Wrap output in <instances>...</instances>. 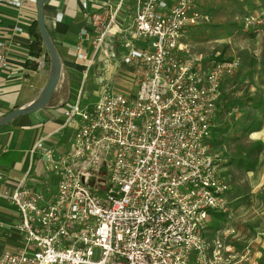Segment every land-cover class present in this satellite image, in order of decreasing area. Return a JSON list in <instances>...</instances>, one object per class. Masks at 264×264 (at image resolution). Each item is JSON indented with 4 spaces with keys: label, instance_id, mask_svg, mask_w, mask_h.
Listing matches in <instances>:
<instances>
[{
    "label": "built area",
    "instance_id": "built-area-1",
    "mask_svg": "<svg viewBox=\"0 0 264 264\" xmlns=\"http://www.w3.org/2000/svg\"><path fill=\"white\" fill-rule=\"evenodd\" d=\"M37 0H0L22 9ZM129 21H119L126 2ZM215 0H103L81 9L90 30L75 58L84 63L76 99L63 108L55 130L70 129L65 148L39 138L29 167L0 199L16 210L9 228L21 245L0 253V264H236L247 260L227 249L225 232L208 238L209 211L227 213L229 186L219 174L211 134L221 86L241 66L238 55L220 61L191 53L184 41L210 21ZM242 31L264 27V7L241 17ZM21 33L20 26L13 27ZM9 45L0 40V65ZM127 66V88L96 81L97 99L81 107V94L96 64ZM88 81V82H89ZM117 82V87L113 84ZM120 88V89H119ZM237 112V108H232ZM54 179V190L34 189L26 177L35 154ZM3 224L0 222V226Z\"/></svg>",
    "mask_w": 264,
    "mask_h": 264
},
{
    "label": "crops",
    "instance_id": "crops-1",
    "mask_svg": "<svg viewBox=\"0 0 264 264\" xmlns=\"http://www.w3.org/2000/svg\"><path fill=\"white\" fill-rule=\"evenodd\" d=\"M87 1L89 13L97 11L103 4V0ZM249 1L250 4H243L246 13H256L264 7V0L261 4H255L254 0ZM249 7L252 9L249 10ZM131 9L132 3L127 1L119 14V21L125 19L124 22H128ZM42 12L48 35L60 59V76L48 105L28 115L19 116L0 127V171L6 180L2 186L8 188H12L28 171L29 162L27 167H24L25 154L28 153L29 157L30 148L39 138L55 132L61 126L64 120L63 108L74 101L79 91L84 63L75 58L76 46L81 43L86 56H90L89 42H82L80 38L82 29L90 30L89 18L81 9V0L74 7H70L64 0H45ZM35 23L36 9L31 4L20 10L0 5V40L9 45L8 66L3 68L0 65V117L14 109L32 104L48 82L51 64L42 40H36L35 34L39 35V32L37 23L36 27L34 26ZM15 26H20L23 31L14 32ZM242 32L248 33V36L240 47L241 66L233 77L222 84L230 85L227 88L221 86V99L227 103L229 97H235L238 105L232 107L237 108V112L233 113L230 108L231 113L226 116L227 122L231 121L230 125L221 122L225 127L221 130L222 139L230 143L236 134L238 141L241 140L244 144L258 141L262 144V149L254 169L245 172L232 170L229 172L228 184L227 178L221 176L220 168L221 162L223 163L229 155L216 156L211 143L212 153L219 161V174L229 186L228 206L231 204V209L228 208L229 211L223 217L216 219L215 227L214 223L207 224L211 229L206 235L211 238L215 230L221 229L225 232L224 243L227 249L239 256L248 250L247 260L236 264H264V27ZM249 58L251 60H248ZM75 63L79 79L73 74ZM127 69V66L121 63L104 66L98 63L93 67L87 87L94 92L96 98L98 79L109 78L118 81L121 88H127ZM234 81L237 85L235 95L231 90ZM63 83L64 89L61 88ZM72 87L77 88L76 93ZM248 112L255 118L256 127L251 131H243L237 125V130H234L233 118L240 119ZM71 140V130L55 132L49 138L51 143L60 148L67 147ZM213 140L214 138H211V142ZM34 159L37 162V172L32 177L30 173ZM33 161L26 177L27 185L34 189L48 188L53 191L54 179L45 171L38 153L34 155ZM236 200L239 201L235 202ZM14 218L15 208L0 199V222L3 224L0 226V253L3 250H14L21 245V235L9 228Z\"/></svg>",
    "mask_w": 264,
    "mask_h": 264
},
{
    "label": "rangeland",
    "instance_id": "rangeland-1",
    "mask_svg": "<svg viewBox=\"0 0 264 264\" xmlns=\"http://www.w3.org/2000/svg\"><path fill=\"white\" fill-rule=\"evenodd\" d=\"M66 1V4H68L70 7H74L79 4V0H64ZM263 0H254L255 4L262 3ZM243 4H248L247 0H215L212 2H209L206 4V7L208 5L209 9V16L210 21L206 24L193 27L191 30L187 33V37H185L184 41L187 44V48L191 53H194L204 59H210L212 57L221 56V57H231L234 55H238L241 57L242 50L240 47H242L243 42L246 41L244 38L248 36V33L245 34L241 31L240 26V20L245 13V10L243 9ZM250 4V1H249ZM31 6L35 7V5L31 4ZM250 8V7H249ZM250 8L249 10H251ZM251 51V50H250ZM242 58V57H241ZM248 60H251L249 58ZM77 64L75 63L73 67V74L76 76L77 79H79V73L77 72ZM87 80V84L90 83ZM236 81H234V87L231 89L233 91V95H235V90L237 88V85L235 84ZM112 87H117V82L113 84ZM230 85L229 83L225 86H222L223 88H227V86ZM61 88L64 89L65 84H61ZM72 89L77 91V88L72 87ZM120 89V88H119ZM60 90V88H59ZM76 99V96L75 98ZM96 96L91 89H89L87 86L84 87V90L81 94V107L83 108L86 105H90L96 101ZM228 106L236 107L237 100H235V97H229L228 98ZM224 106V101H220L218 107ZM238 106V105H237ZM55 114V113H54ZM231 122V121H230ZM229 122V123H230ZM224 129V125L220 121L215 122V126L213 128L214 130V142L215 147L213 149V153L216 154V156H227L231 155L230 152H234L236 144H244L241 140L234 142L231 141L230 143H226L222 139V133L221 130ZM68 132L70 129H66ZM212 138V135H211ZM51 142V141H49ZM225 145V147H224ZM28 153L25 154V161H24V167H27V164L29 162ZM222 164V162H221ZM26 169V168H24ZM232 171V168L230 166L223 167L221 165L220 173L223 178H227V183L229 184V172ZM37 172V162L33 161L31 173L30 175L33 177L35 176V173ZM238 172V171H237ZM235 173V172H234ZM233 173V174H234ZM229 178V179H228ZM53 184V183H52ZM54 187V185H53ZM225 196L228 198V194L225 193ZM239 200H236L235 202H238ZM229 210L231 209V204L228 206ZM228 210V211H229ZM15 215L17 217V213L15 210ZM224 216V213L216 212L213 210L209 211V216L207 220V224L214 223L216 219H220ZM15 218L13 219V221ZM217 224L214 223L215 227ZM207 233L209 234V231L211 227L207 225ZM206 233V234H207Z\"/></svg>",
    "mask_w": 264,
    "mask_h": 264
},
{
    "label": "trees",
    "instance_id": "trees-1",
    "mask_svg": "<svg viewBox=\"0 0 264 264\" xmlns=\"http://www.w3.org/2000/svg\"><path fill=\"white\" fill-rule=\"evenodd\" d=\"M248 4H249V0ZM246 13V12H245ZM34 26L36 27V23L34 24ZM36 40H38L39 42H41V39L39 37V35L36 33ZM224 57L221 56H216V57H212L210 58V60L212 61H220L223 60ZM228 78H226L223 81V84L225 83V81ZM223 86V85H222ZM221 96V94H220ZM221 101V97L219 98L217 105H216V116H215V122L220 121L225 123L228 126V122L226 120V116L229 115V113H231V106H228L227 103L224 102V106H221L220 108L218 107L219 103ZM223 101V100H222ZM231 108V109H230ZM233 128L234 130H237V125H239L243 131H251L253 130L256 126V120L254 117H252L251 112L246 113L242 118L240 119H235L233 118ZM230 125V124H229ZM222 133V132H221ZM213 135V133H212ZM223 135V133H222ZM213 138V136H212ZM232 141L237 142L238 141V137L235 134L234 138L232 139ZM212 146L215 145L214 140L211 142ZM215 147V146H214ZM262 149V144L258 141H253L250 142L248 144H236L235 146V151L234 152H230L232 155H229V157L227 159H225V161L222 163V166H230L232 168V170H236V171H251L254 169V167L256 166L257 163V156L260 153Z\"/></svg>",
    "mask_w": 264,
    "mask_h": 264
},
{
    "label": "water",
    "instance_id": "water-1",
    "mask_svg": "<svg viewBox=\"0 0 264 264\" xmlns=\"http://www.w3.org/2000/svg\"><path fill=\"white\" fill-rule=\"evenodd\" d=\"M44 1L45 0H37L35 3V9H36V23L38 27V32L43 42V45L46 49V52L49 56V60L51 64V72H50L48 82L46 86L44 87L42 93L32 104L26 107L14 109L11 112L7 113L6 115L0 117V127L6 125L7 123L11 122L12 120H14L15 118L19 116L28 115L48 105V103L50 102L52 93L58 84L59 76H60V69H61L60 59L55 50L53 43L50 40V37L48 35L47 29L44 23L43 12H42V5Z\"/></svg>",
    "mask_w": 264,
    "mask_h": 264
}]
</instances>
